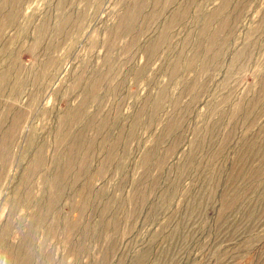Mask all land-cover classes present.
I'll return each mask as SVG.
<instances>
[{
    "label": "rangeland",
    "instance_id": "1",
    "mask_svg": "<svg viewBox=\"0 0 264 264\" xmlns=\"http://www.w3.org/2000/svg\"><path fill=\"white\" fill-rule=\"evenodd\" d=\"M0 264H264V0H0Z\"/></svg>",
    "mask_w": 264,
    "mask_h": 264
}]
</instances>
